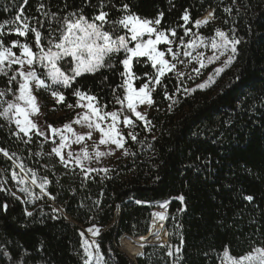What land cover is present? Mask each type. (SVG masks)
<instances>
[{
  "label": "trees",
  "instance_id": "obj_1",
  "mask_svg": "<svg viewBox=\"0 0 264 264\" xmlns=\"http://www.w3.org/2000/svg\"><path fill=\"white\" fill-rule=\"evenodd\" d=\"M44 2L56 12L63 8L65 0ZM126 2L142 17L155 18L162 11L161 26L175 27L178 35L184 34L180 27L184 21L180 17L186 8L191 17L186 27L191 30L196 29L197 18L215 8L217 23L201 32L209 34L219 27L231 35L229 29L235 27L236 35L243 41L238 45L240 54L234 65L207 90L176 92L180 81L171 73L162 78L169 94H174L179 103L169 110L171 101L164 98L162 86H156L155 105L148 114L155 127L148 132L138 122L134 129L138 142H132L125 134L127 149L135 155L118 160L109 172L111 179H102L104 173L93 172L91 179L84 180L78 167L66 168L58 157L48 155L54 146L50 140L32 133L31 142L25 144L28 137L23 133L22 140L12 136L15 125H8L0 118V148L15 153L17 165L22 162L36 171L38 177H47V192L56 197L54 201L44 196L35 204L24 203L27 197L11 179L13 161L0 153V170H4L0 171V183L6 181L4 186L9 190L0 191V264H82L84 249L79 233L93 224L101 228L95 241L105 258L110 256L112 264H172L175 255L167 256L166 247L146 245L145 255L134 259L120 250L117 239L118 235L136 239L146 235L151 214L165 200L169 201L166 225L172 233L166 244L178 246L180 233L184 236L179 264H220L226 246L228 253L235 257L251 251L253 246L264 247V0H237L239 15L235 8L232 15L223 11L231 0ZM6 3L11 5L13 0H0V23L12 19L18 11V7L4 11ZM15 3L19 6L21 0ZM37 3L38 0H28L25 15L39 18ZM67 3L69 9H76L84 0H67ZM91 3L95 5L96 0ZM113 3L119 5L121 0ZM105 10L111 11L110 19L121 15L110 7ZM93 11L92 7L84 8L89 17ZM15 39L24 42L25 38L13 33L6 35L4 42L9 44ZM32 39L29 34L28 40ZM13 50L19 55V49ZM120 71L123 66L118 64L111 71L83 74L72 88L60 89L66 97L63 103L41 94L46 121L64 124L75 118L76 107H67L76 105L74 88L97 96L101 105H107L106 111L118 110L120 105L114 104L111 89L122 83ZM133 71L142 75L153 70L149 62L148 65L134 64ZM142 82L134 84L139 87ZM6 84V78L0 76V88ZM117 92L123 94L122 89ZM49 107L54 110L49 112ZM32 190L40 195L38 187L33 186ZM13 192L15 196L10 194ZM181 194L186 198L184 204L175 199ZM246 195H252L254 200L246 201L242 198ZM97 200L98 207L94 204ZM135 200L144 203L137 205ZM52 207L63 208L67 219L52 218ZM181 208L185 210L178 211ZM25 209L32 211L33 217H27ZM177 224L183 227L177 229ZM109 246L112 253L107 251Z\"/></svg>",
  "mask_w": 264,
  "mask_h": 264
},
{
  "label": "snow or ice",
  "instance_id": "obj_2",
  "mask_svg": "<svg viewBox=\"0 0 264 264\" xmlns=\"http://www.w3.org/2000/svg\"><path fill=\"white\" fill-rule=\"evenodd\" d=\"M27 3L28 0H21L20 5L17 6L15 0H13L11 5L6 3L3 7L4 11H12L18 7V11L12 19H6L0 23V76L5 77L7 80L6 86L0 88V118H3L8 125H15V131L10 133L12 136L22 140L21 133H23L24 136L28 137L27 140H24L25 144L31 142L32 136L30 133H33V130H35V135L43 136L46 141L50 139L54 146L48 155L58 157L59 163L66 168L71 167L74 170L78 166L84 180L91 179L90 174L93 172H102L104 173L102 179H111L109 172L113 171L112 169L87 166L86 162H91L94 158L99 160L100 157L114 154L116 150L121 149L124 150L123 154L125 156L135 155L125 147L126 137L118 124L121 123L120 118L122 117V124L125 129H128L127 137H130L132 142H138V133L133 131L138 122H143L144 130L151 132L155 126L148 119L147 113L139 111L138 107L145 105L150 109L155 105L153 93L157 85L162 86L164 98L171 101L168 105L169 110H172L174 105L179 103L178 99L173 98L174 94H169L167 85L163 84L162 78L171 73L178 80H181L186 74L177 72L176 69L178 64H185L184 58H188L185 66H188L193 60L199 63V68L192 69L193 72L199 75L201 69L207 67L204 63V53L197 52L193 55L192 50L199 45H203L204 48L210 47L213 54L207 57L209 64L219 60L221 56L227 53L223 66L215 68L214 73L208 79L196 86L199 90H207L215 83L214 77H219L226 68L234 65L240 54L238 45L243 43L241 38L236 35L235 27L229 29L231 35L217 27L215 28V36L211 38L192 33L191 28L186 27L191 19L190 11L187 8L180 17L184 21V24L180 25L184 29V35L179 38L180 42L174 50L173 40L169 39V34L175 38L176 28L169 26L165 29L161 26L162 11L155 18H147L132 11L131 5L126 0H121L119 5L113 3V0H96L95 5L91 3V0H84L81 7L76 9H69L67 0H65L63 8L53 12L44 0H38L36 10L40 17L37 18L25 15L24 8ZM85 7L94 9L90 17L84 13ZM109 7L115 9L121 15L115 19H110L111 11L105 10ZM234 8L236 14L239 15L237 0H231V4L225 6L223 11L232 15ZM215 11L216 9L213 8L208 11L207 16L202 19L197 18L194 21V26L199 27L208 24L215 19ZM225 23H228V21L225 20ZM13 33L18 37H24V42L15 39L9 44H5L4 37ZM29 34L33 36L32 40H28ZM189 35L192 38L185 43L184 37ZM206 39L209 42L206 43ZM161 44L168 46L161 50L158 48V45ZM14 48L19 49V55L13 50ZM181 48H183V51H181ZM120 56H123V58L116 59ZM166 56L171 57V59L166 58ZM143 58L147 59L144 60ZM149 62L152 72H144L142 75H138L133 71L134 64L148 65ZM118 64L123 66V71L118 73L122 83L111 89L114 104L120 105L118 110L106 111L107 105H101L97 96L82 91L80 88L73 89L72 94L77 97L76 105L68 104L67 107L69 109L74 107L87 109L83 113H77V119L74 122L87 125L88 132L85 135L88 139H92L93 132H98L100 138L98 144L93 143L92 152L85 145L80 152L68 151L65 156L62 150L67 147L68 137L64 134V131L49 124L47 128L52 133V137H49L46 131L41 130L31 118L39 112V105L34 92L42 89L46 90L50 92L52 97L56 98L57 103H63L66 101V97L60 89L72 88L76 79L85 73L95 74L104 69L111 71ZM187 75L188 79L193 78L191 74ZM104 80L106 81L107 77H104ZM138 81L143 82L140 83L139 87L134 86V82ZM117 89H122L123 94L120 95ZM183 90L188 93L195 91V89L188 88ZM175 91L180 92L181 88L177 87ZM9 96H11V99H8ZM84 100L87 101L86 104L82 103ZM108 118H111L110 122L107 123L106 127H102V124ZM63 130L73 134L75 144L79 145L85 140V135L75 133L70 123H65ZM56 136H59L58 142L55 139ZM153 139H155V136H153ZM139 142L142 143V141ZM100 145L108 146L109 150L101 151ZM0 153L13 161L11 179L15 181L19 192L27 197L24 203L35 204L38 199H42L44 196H48L53 201L56 199L55 196L47 192L49 184L47 177H38L36 171L28 168L22 162L17 165L15 153H9L4 148H0ZM42 154L37 153L36 155ZM17 167L19 171H16ZM156 179L158 180L159 177L157 176ZM5 184L6 181L0 183V191H9L5 188ZM33 186L40 189L39 196L32 190ZM81 186L83 187V184ZM73 191L75 190L73 189ZM10 194L15 196L14 192ZM242 198L248 202L254 200L252 195H246ZM175 199L184 204L186 198L181 194ZM135 203L139 205L144 202L135 200ZM168 203L169 201L165 200L159 205L165 211L151 214L154 219L153 226L149 231L157 241H160V234L164 230L163 221L167 219ZM94 204L98 207L100 201H94ZM3 208L5 211L7 210V203L3 205ZM184 210V208L178 209L181 212ZM51 212L54 219H59L61 216L67 219L63 208L52 207ZM25 214L31 218L34 213L25 209ZM41 214H44L43 206H41ZM89 219H92V217H89ZM157 221L160 222L159 228L155 227ZM132 227L134 235L135 225ZM182 227V224L176 225L177 229ZM87 231L93 237H96L100 235L101 228L93 224ZM166 234L172 235L171 232ZM79 235L82 238L84 249V255L81 256L82 264H93V261L95 264H112L110 256L108 259L105 258L99 243L95 239L91 242L83 239V231ZM117 239L123 246L124 237L118 235ZM137 242L141 249L149 243L148 238L145 236H139ZM160 246L168 249L167 256L173 257L175 255L172 264H179L184 247L182 233H180V244L178 246L165 244L162 241ZM107 251L112 253L111 246L108 247ZM130 251L136 257L145 255L143 251L131 249ZM221 260L222 264H264V247L253 246L251 251L235 257L228 254L226 246Z\"/></svg>",
  "mask_w": 264,
  "mask_h": 264
},
{
  "label": "rangeland",
  "instance_id": "obj_3",
  "mask_svg": "<svg viewBox=\"0 0 264 264\" xmlns=\"http://www.w3.org/2000/svg\"><path fill=\"white\" fill-rule=\"evenodd\" d=\"M211 11V10H209ZM208 13V12H207ZM204 16V15H203ZM203 16L201 17V19L203 18ZM217 23V20L216 19H213L211 20L208 24H204V25H201L199 27H196V29L192 30V33H197L199 34L200 36H203L205 38H211V37H214L215 36V30L212 32L211 30L209 31L210 33L209 34H204L201 32V29H205L209 26H215V24ZM222 31H225L223 29H221ZM226 32V31H225ZM227 33V32H226ZM184 35V34H183ZM183 35H178V33L176 32V37L173 38L170 34H169V39H172L173 40V47H174V50H175V46L179 44V38ZM153 38H155L153 36ZM192 36L189 35V36H186L184 37L185 39V43H187V41L189 39H191ZM219 39V38H217ZM206 43L209 42L208 39H206L205 41ZM168 45L166 44H161V45H158V48H160L161 50H164ZM181 51H183V48H181ZM193 51V55H195L197 52H203L204 53V63L207 65V67L205 68H202L201 71H200V74L197 75L195 72L192 71L193 68H199L200 65L197 61L193 60L191 61L190 64H188V66H185V64H187V59L188 58H184L185 59V64H178L177 65V69L176 71L177 72H184L186 75L181 78L182 80V83H181V80L180 81V87L181 89L183 90L184 88H188V89H198L196 88L197 85H199L200 83H203L206 79H208L209 76H211L213 73H214V70L215 68L217 67H222L223 66V61L227 58V53L224 55V56H221L219 60L217 61H214L213 63L209 64L208 61H207V57L208 56H211L213 54V50L209 47V48H204L203 45H199L196 49L192 50ZM166 58L168 59H171V57L169 56H166ZM229 68V67H228ZM226 68L225 71L228 69ZM224 71V72H225ZM187 74H191V76L193 77L192 79H188V75ZM223 74V73H222ZM222 74L219 76V77H214L215 79V83L217 82V80L222 76ZM135 86V84H134ZM212 86V85H211ZM184 91V90H183ZM185 92V91H184ZM188 93V92H186ZM34 94L36 95L37 97V103L39 105V112L34 114L33 117H31L35 123H37V125L40 127L41 130L43 131H46V134L49 136V137H52V133H51V130L47 128V125H52L53 127L55 128H60L62 131H64V134L68 137V140L66 141V144H67V147L65 149L62 150L63 154L66 156L67 155V152L68 151H72L74 153H77V152H80L81 148L85 145L88 146V149L90 152L93 151V148H92V145L94 142H96L98 144V141H99V133L98 132H93V135H92V139H88L87 136L85 135L87 132H88V128H87V125L84 124V123H75V119H77V113H83L85 111H87V109L85 108H82V107H76L75 110H76V115H75V118L67 123H70L72 125V128H73V131L77 134H80V135H85V140L82 141L79 145L78 144H75L74 143V140H75V137L73 136L72 133L70 132H67V130H63V125L65 124H52L48 121H46L45 119V113H46V110H44L42 108V101H41V97L40 95L41 94H44V95H48V97L51 99V100H54L56 101V98L52 97L50 92L46 91V90H38V91H35ZM82 103H87L86 100L82 101ZM54 109L53 107H49L48 108V111L49 112H52ZM138 110L141 111V112H146L147 113V116L150 112V109L145 106V105H141L138 107ZM62 113L60 112L59 115H61ZM111 120V118H108V120L102 124V127H106L107 123H109ZM121 120V123L118 124V127L122 130V132L125 134H127L128 132V129H125L123 124H122V117L120 118ZM143 123V122H142ZM134 131V129H133ZM33 133H35V130H33ZM32 134V133H30ZM126 137V136H125ZM55 139L57 140V142L59 141V136H56ZM50 140V139H49ZM51 141V140H50ZM114 148V146H112ZM125 147L127 148L126 144H125ZM100 150L101 151H108V146H105V145H100L99 146ZM123 149L121 150H116L114 152V154H111V155H106L104 157H100L99 160H96L95 158L91 161V162H86L87 163V166L88 167H92V168H109V169H112L115 165V163L120 160V159H123L125 158L126 156L123 154ZM78 167V166H77ZM79 168V167H78ZM17 194V193H16ZM55 206V204H53ZM163 212L165 211V209L161 208L160 209H157L155 212ZM167 211V218H168V209L166 210ZM167 219L165 220L164 222V225L166 227V233L170 232L168 227H167ZM175 231V230H174ZM173 231V232H174ZM84 234H85V237L84 239L88 240L89 242H91L93 239L96 240V237H93L91 233H89L87 230L84 231ZM169 236L170 235H167V238H166V242H168V239H169ZM126 245L123 244V246L120 244L119 247H120V250H122L123 252H125L127 255H129L128 253V248L125 247ZM144 249V248H143ZM229 254V253H228ZM230 255V254H229ZM224 256V252L222 253L221 255V258ZM232 256V255H231ZM93 264H95V262L93 261ZM220 264H222V260H220Z\"/></svg>",
  "mask_w": 264,
  "mask_h": 264
},
{
  "label": "bare ground",
  "instance_id": "obj_4",
  "mask_svg": "<svg viewBox=\"0 0 264 264\" xmlns=\"http://www.w3.org/2000/svg\"><path fill=\"white\" fill-rule=\"evenodd\" d=\"M205 16H207V13H206L203 17H205ZM157 212H159V211H157ZM154 213H156V212H154ZM153 219H154V217L152 216V220H151V226H150V228H152V226H153ZM164 222H165V221H163V225H164ZM155 227H156V228H159V227H160V222L157 221ZM123 237H124L123 244L126 245L125 247L128 248V253H129L130 257H132V258H134V259L137 258L136 256H133V255L131 254L130 249H131V250H135V251H142V250H143V249L139 248V245H138V242H137L138 239L133 238V237L128 236V235H125V236H123ZM145 237H147L148 240H150L149 243H157V244H160L161 241L165 243L166 238H167L166 227H165V225H164V230H163V231L161 232V234H160V241H157V240L155 239V237L151 234V232H149V234H148L147 236H145Z\"/></svg>",
  "mask_w": 264,
  "mask_h": 264
},
{
  "label": "water",
  "instance_id": "obj_5",
  "mask_svg": "<svg viewBox=\"0 0 264 264\" xmlns=\"http://www.w3.org/2000/svg\"><path fill=\"white\" fill-rule=\"evenodd\" d=\"M150 232V231H149ZM149 232L146 234V235H144V236H147L148 234H149ZM149 242H150V240H148ZM167 243V242H166ZM165 243V244H166ZM155 244H157V243H148L147 245H155ZM157 245H160V244H157ZM143 251V250H142Z\"/></svg>",
  "mask_w": 264,
  "mask_h": 264
}]
</instances>
